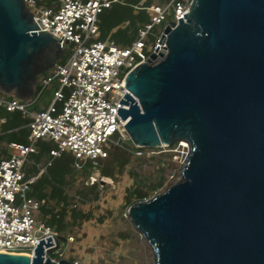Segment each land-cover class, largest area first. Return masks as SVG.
Masks as SVG:
<instances>
[{
  "label": "water",
  "instance_id": "95a60500",
  "mask_svg": "<svg viewBox=\"0 0 264 264\" xmlns=\"http://www.w3.org/2000/svg\"><path fill=\"white\" fill-rule=\"evenodd\" d=\"M24 0H0V90L28 99L61 57ZM166 52L124 82L131 141L187 142L177 180L127 209L153 264H264V0H191ZM152 58L155 55L152 54ZM0 252V264H71Z\"/></svg>",
  "mask_w": 264,
  "mask_h": 264
},
{
  "label": "built area",
  "instance_id": "2783aa9c",
  "mask_svg": "<svg viewBox=\"0 0 264 264\" xmlns=\"http://www.w3.org/2000/svg\"><path fill=\"white\" fill-rule=\"evenodd\" d=\"M190 1L138 0L131 6L135 13L146 11L148 20L134 33L128 31L132 39L123 44L112 35L126 23L113 26L104 37H101L100 27V15L123 4V0H55L49 5L24 0L40 28L35 31L49 33L62 53L36 82L40 91L50 84L56 85L45 108L30 110L29 106L35 102L32 96L19 99L0 95V111L20 112L26 122L19 127L27 131L24 142H6V153L0 155V252L32 257L42 242L43 258L81 264L63 253L73 237L62 238L40 218L44 201L32 193L33 187L53 160L64 152L73 155V166L82 168L90 162L95 168L112 148H121L135 156L150 149L131 141L125 129L126 120L119 114L121 108L129 107L123 102L126 94L133 96L124 82L136 66L161 59L160 54L166 52L161 39L163 30L170 21L184 19ZM170 12L171 18L168 17ZM6 122L7 118L0 115V136L7 133L2 127ZM39 142L51 143L53 147L45 163L36 164V171L30 172ZM177 143L187 155V142L179 140Z\"/></svg>",
  "mask_w": 264,
  "mask_h": 264
},
{
  "label": "rangeland",
  "instance_id": "374dc122",
  "mask_svg": "<svg viewBox=\"0 0 264 264\" xmlns=\"http://www.w3.org/2000/svg\"><path fill=\"white\" fill-rule=\"evenodd\" d=\"M151 1L162 3L165 0ZM133 14L138 16L134 9ZM135 17L133 25L129 20L117 25L129 22L127 26L133 30L143 22H137L138 19L135 23ZM168 17H172L171 12ZM102 19L108 27L113 20L109 9L100 15V20ZM55 86L50 84L40 91L41 87L35 84L32 95L35 102L29 109L37 111L45 108L51 100ZM0 95L5 98L13 97L12 94L1 93V90ZM5 143L0 142V149L5 148ZM185 153L186 150L179 147L177 142L167 147L147 149L141 156L129 153L123 166L120 162L114 163L111 177L102 174L103 164L87 169L71 164L72 169L64 175L62 185L67 196L66 205L49 197L42 199L44 204L48 203L46 206L54 208L55 211L63 205L66 208L63 221L67 227L58 233L62 238L72 236L73 240L66 244L64 256L78 260L81 264H153L152 250L140 232L134 228L127 209L138 201L136 195H132L134 192H147L143 199H148L175 182L187 156ZM46 158L45 154L37 161L33 157L31 168L35 169L36 164H44ZM160 181L162 184L155 190L150 188ZM44 191L50 192V187L46 186ZM73 212L77 215L74 216Z\"/></svg>",
  "mask_w": 264,
  "mask_h": 264
},
{
  "label": "trees",
  "instance_id": "16d2710c",
  "mask_svg": "<svg viewBox=\"0 0 264 264\" xmlns=\"http://www.w3.org/2000/svg\"><path fill=\"white\" fill-rule=\"evenodd\" d=\"M38 4H45L49 5L50 2L55 0H36ZM138 0H123V4H117L110 8L111 16L113 18L110 25L107 27L105 26V22L102 19L100 23L101 27V37L106 36L109 33V30L113 26H116L120 22H123L125 20H129L131 25L134 24V14H133V7L131 5H134L137 3ZM150 2V0H149ZM137 18V19H136ZM139 19V20H138ZM138 20V21H137ZM148 20V13L144 10H141L138 12V16L135 17V23L136 21H147ZM129 22L127 25H129ZM124 26L121 29H119L116 33L112 35V37L120 41V43H128L132 39V34H128V31H134L136 30L137 26L133 28V30H130L129 26ZM131 27V26H130ZM0 115L5 116L7 118V122L2 125L3 129L7 131V133L0 136V142H9V141H21L24 142L26 140V134L27 131L25 128H20L19 126L23 125L26 122V119H23L20 115V112L14 111V112H7L5 110L0 111ZM16 127H19L18 129H14ZM10 130V131H8ZM53 147L51 143L47 142H39L37 145L38 152L36 154H33V157L36 159V161L39 159V157L43 154L46 156L48 155L49 149ZM6 153V149L2 148L0 149V155H4ZM129 152L121 149V148H112L109 150L108 156L102 160H99V164H103L104 168L102 169V174L106 176H113V165L116 162H120V165L123 166V164L128 160ZM48 157V156H47ZM74 162V157L69 152L62 153L59 157L55 158L52 162V164L47 168V173H43L42 176L37 180L33 187L32 193L38 198L43 199L49 197L50 199H56L57 203H63L66 205V199L67 196L65 194L63 185V178L64 175L71 171V164ZM83 169L92 168L90 162H86L83 167ZM30 172H35L36 168H30ZM162 184V182H158L157 184H153L150 188L152 190H155L157 187H159ZM50 187V192L44 191L45 187ZM136 195V199H143V197L147 196V192L143 191H136L132 195ZM48 204V203H45ZM44 203L41 207V215L40 217L43 219V221L52 227L57 232L62 231L64 228L67 227V224L64 223L63 217L66 213L65 206H61L59 210L55 211L54 208H49ZM74 216H76V212H73Z\"/></svg>",
  "mask_w": 264,
  "mask_h": 264
},
{
  "label": "crops",
  "instance_id": "0c3cea01",
  "mask_svg": "<svg viewBox=\"0 0 264 264\" xmlns=\"http://www.w3.org/2000/svg\"><path fill=\"white\" fill-rule=\"evenodd\" d=\"M126 23V22H125ZM125 23H123L122 25H124Z\"/></svg>",
  "mask_w": 264,
  "mask_h": 264
},
{
  "label": "bare ground",
  "instance_id": "6f19581e",
  "mask_svg": "<svg viewBox=\"0 0 264 264\" xmlns=\"http://www.w3.org/2000/svg\"><path fill=\"white\" fill-rule=\"evenodd\" d=\"M103 181V180H102Z\"/></svg>",
  "mask_w": 264,
  "mask_h": 264
}]
</instances>
